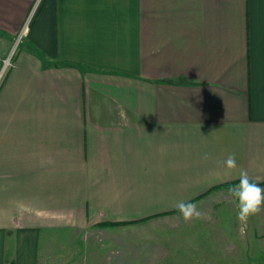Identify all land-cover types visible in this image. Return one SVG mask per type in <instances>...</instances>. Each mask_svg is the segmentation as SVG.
Masks as SVG:
<instances>
[{
    "label": "crops",
    "instance_id": "1",
    "mask_svg": "<svg viewBox=\"0 0 264 264\" xmlns=\"http://www.w3.org/2000/svg\"><path fill=\"white\" fill-rule=\"evenodd\" d=\"M14 46L0 264H38L42 228L80 210L135 221L241 170L264 188V0H0V69ZM254 230L240 242L260 258Z\"/></svg>",
    "mask_w": 264,
    "mask_h": 264
},
{
    "label": "rangeland",
    "instance_id": "2",
    "mask_svg": "<svg viewBox=\"0 0 264 264\" xmlns=\"http://www.w3.org/2000/svg\"><path fill=\"white\" fill-rule=\"evenodd\" d=\"M18 46L8 52L1 71ZM228 188L213 190L192 202L202 218L190 222L178 209L115 225L80 210L77 223L63 219L42 228L38 264H264V255L254 256L258 247L249 254L251 244L243 243L245 236L256 233L254 228L264 212L249 218L250 223H241ZM148 203L145 198L144 207Z\"/></svg>",
    "mask_w": 264,
    "mask_h": 264
},
{
    "label": "clouds",
    "instance_id": "3",
    "mask_svg": "<svg viewBox=\"0 0 264 264\" xmlns=\"http://www.w3.org/2000/svg\"><path fill=\"white\" fill-rule=\"evenodd\" d=\"M203 158L208 159V154ZM223 163L230 170L237 167L234 154H229ZM228 194L238 208L237 219L241 223H246L249 218L264 212V188L254 182L246 170L240 171L238 183L229 186ZM176 207L186 222L202 218L201 211L191 202H178Z\"/></svg>",
    "mask_w": 264,
    "mask_h": 264
},
{
    "label": "trees",
    "instance_id": "4",
    "mask_svg": "<svg viewBox=\"0 0 264 264\" xmlns=\"http://www.w3.org/2000/svg\"><path fill=\"white\" fill-rule=\"evenodd\" d=\"M237 182L238 181H234V182L224 183V184H220V185L214 186V187L210 188L207 192H205L203 195L208 194L209 192L213 191L214 189H218V188L225 187V186L229 187V186H231V185H233V184H235ZM203 195H201V196H203ZM151 216H153V215H151ZM151 216H147V217L141 218L139 220H144V219H146L148 217H151ZM135 221H137V220H135ZM135 221H116V222H114V221H106V222L109 223V224L115 225V224H126V223H130V222H135Z\"/></svg>",
    "mask_w": 264,
    "mask_h": 264
},
{
    "label": "built area",
    "instance_id": "5",
    "mask_svg": "<svg viewBox=\"0 0 264 264\" xmlns=\"http://www.w3.org/2000/svg\"><path fill=\"white\" fill-rule=\"evenodd\" d=\"M31 21V17L29 18V20L26 22L24 28H23V32H22V35L26 32V30L28 29V26H29V22ZM21 35V34H20ZM19 39V38H18ZM16 42H18V40H16ZM8 60H6L5 62H7ZM10 63V61H8ZM9 63L7 65H9Z\"/></svg>",
    "mask_w": 264,
    "mask_h": 264
}]
</instances>
